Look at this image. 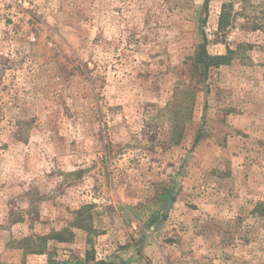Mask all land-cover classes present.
Instances as JSON below:
<instances>
[{
	"label": "rangeland",
	"instance_id": "374dc122",
	"mask_svg": "<svg viewBox=\"0 0 264 264\" xmlns=\"http://www.w3.org/2000/svg\"><path fill=\"white\" fill-rule=\"evenodd\" d=\"M89 251L264 264V0H0V264Z\"/></svg>",
	"mask_w": 264,
	"mask_h": 264
},
{
	"label": "trees",
	"instance_id": "16d2710c",
	"mask_svg": "<svg viewBox=\"0 0 264 264\" xmlns=\"http://www.w3.org/2000/svg\"><path fill=\"white\" fill-rule=\"evenodd\" d=\"M198 57H199V62L204 65L205 69H208L212 65H218L224 59L223 55L211 56L207 54L205 51L198 53ZM57 236H58L57 237L58 240L60 241L64 240L60 234H57ZM48 264H111V263H108L104 260H97L94 257V254L89 251L87 252L85 258H74L70 261L63 262V263L53 259L49 261Z\"/></svg>",
	"mask_w": 264,
	"mask_h": 264
}]
</instances>
